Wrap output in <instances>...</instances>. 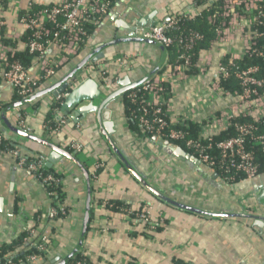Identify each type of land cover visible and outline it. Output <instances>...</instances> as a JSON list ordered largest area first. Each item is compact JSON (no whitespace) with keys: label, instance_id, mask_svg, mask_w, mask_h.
Returning a JSON list of instances; mask_svg holds the SVG:
<instances>
[{"label":"crops","instance_id":"crops-1","mask_svg":"<svg viewBox=\"0 0 264 264\" xmlns=\"http://www.w3.org/2000/svg\"><path fill=\"white\" fill-rule=\"evenodd\" d=\"M194 1L116 0L111 12L93 25L85 46L66 55L54 75L40 83L35 92L59 82L95 48L124 36L132 27L146 26L149 21L157 23L179 14ZM59 2L8 1L0 11V18L5 21L3 36L7 38L4 40L15 45V53L25 52L23 37L26 32L18 16L25 12L27 4L46 8ZM245 33L248 35L249 30ZM243 36L230 26L224 29L220 40L215 39L208 49L200 52L198 61L203 71L185 77L173 88L172 117L183 115L200 96L209 95L211 99L207 98L204 108L194 115L195 122L208 118L235 100L215 98L211 86L216 66L224 57H242ZM103 54L102 59L87 66L82 77L93 80L104 94L117 90L121 82L141 80L159 64L162 56L155 46L128 42L111 46ZM59 57L58 47L51 46L47 60L54 63ZM119 57L127 59V67L116 64L115 59ZM169 59L166 51V64ZM27 65L30 77H37L34 56ZM100 100L93 103L98 105ZM20 101L0 72V115L8 109L4 118L11 127L18 128L22 122L30 135L69 152L84 170L63 156L58 157L51 168L45 167L61 179L59 201L68 212L66 218L52 220L49 211L58 205L56 198L49 196L32 174L19 168L14 156L0 153V248L8 251L4 258H14L24 251L25 238L31 231L35 236L45 235L50 240L47 252L32 264H56L74 249L87 205V182L83 172L86 171L91 182L90 209L79 253H83L90 264H174L175 259L190 264H264V228L258 230L250 218L234 216L241 214L242 209L244 214L264 215V202L259 200L264 189V171L255 181L240 179L228 185L202 163L165 155L153 137L149 140L137 136L128 126L124 95L111 101L101 111L100 118L97 112H84L77 121L72 119L75 109L65 114L54 108L56 97L53 94L23 104ZM103 123L110 130L107 137L101 133ZM56 127L58 129L54 130ZM0 132L10 138L8 141L23 157L47 161L51 153L49 148L14 134L1 118ZM107 138L126 156L137 174L161 194L187 207L231 216H206L159 200L127 169ZM76 142L81 146L79 154L70 150L71 144ZM96 164L102 167L96 170ZM108 202L125 203L133 213L151 207L152 227H159L158 230L147 228L132 216L108 207Z\"/></svg>","mask_w":264,"mask_h":264},{"label":"built area","instance_id":"built-area-1","mask_svg":"<svg viewBox=\"0 0 264 264\" xmlns=\"http://www.w3.org/2000/svg\"><path fill=\"white\" fill-rule=\"evenodd\" d=\"M8 1L11 0H0V11L5 8ZM215 1L217 0H205V4L201 5H197L194 1L181 13L170 16L168 21L154 23L150 28L134 29L135 37L157 42L166 49L175 47L177 57L174 65L165 64L163 70L152 80L129 90L125 99L128 104L135 107V109H131L130 116L138 122L143 132L150 133L153 138L159 139L161 142H172L171 144L184 142L187 148L193 150L199 163L206 165L214 172L218 171L223 174L226 180H231L233 173L240 174L243 179L252 180L259 175L260 167L254 154L247 149L245 137L249 136L251 144L258 146L264 153V134L254 137L253 127L246 124H232V120L237 116L249 117L254 121L264 117V79L257 77L259 71L257 67L252 66L245 69L234 67V78L240 85V92L231 95L224 92L219 85L221 79L230 76L227 66L219 62L211 86L213 96L235 100L208 118L195 122L194 115L204 108L207 98L211 99L209 95L200 96L183 115L172 117L171 95L173 88L178 86L185 77H193L203 69L201 70L199 67L198 58L197 62L193 64L196 72L188 73L193 66L191 56L185 54L191 49L192 42L198 36L192 34L188 40H184L172 38L168 33L179 29V22L193 19L202 9L212 5ZM220 2V15L229 20L226 28L234 26L240 34L244 35L242 38L243 55L258 53L254 46L258 38L264 37V34L258 31L259 26L264 27V0H220ZM33 7L32 3H28L24 9L25 12L18 16V21L25 32L30 34L25 42V50L36 59L38 75L35 78L30 77L28 67L13 59L14 45L3 43L2 40L7 37L3 36L5 21L0 18V72L7 86L19 99L31 96L40 83L54 75L66 55L73 54L85 46L89 35L83 28L84 23L92 19L93 25H96L102 16L111 12L113 5L108 0H60L51 8H41L30 15L28 12L34 10ZM47 24L56 26L57 30L51 33ZM246 29L249 30L248 35L245 33ZM223 34L224 30H218L216 40H220ZM53 45L58 47L60 57L56 62L51 63L47 60V51ZM241 58L230 56V60ZM115 62L122 68L128 65L127 59L121 57L115 59ZM113 83L115 85V82ZM164 83L170 85L169 96L162 86ZM69 91L66 89L61 92L56 97V104L61 105ZM167 120L172 126L179 127V129L169 128ZM191 124H198L196 139L186 138V129H189ZM59 126L60 124L57 127ZM57 127L54 130H57ZM18 128L25 133L30 132L22 122H19ZM228 129H233V136L212 140L214 136H219ZM5 140L0 132V153L14 156L19 168L32 174L46 188L49 196L57 198L56 191L61 185L59 176L42 171L43 160H29L23 157L17 148H2ZM70 150L79 154L81 146L77 142L73 143ZM101 167V164H96L95 169L98 170ZM261 169L264 170V163ZM120 211L132 216L139 223L152 226L151 207L149 206L137 213H133L129 208H121ZM67 215L68 212L62 205L54 206L49 211V218L52 220L66 218ZM158 219L161 220L160 214ZM149 228L152 229V227ZM25 243L26 250L34 249V252L26 255L23 264L35 263L50 246L47 236H35L33 231L27 235ZM81 255L86 258L83 253ZM0 264L12 263L10 259H7Z\"/></svg>","mask_w":264,"mask_h":264},{"label":"water","instance_id":"water-1","mask_svg":"<svg viewBox=\"0 0 264 264\" xmlns=\"http://www.w3.org/2000/svg\"><path fill=\"white\" fill-rule=\"evenodd\" d=\"M168 19H169V17L163 21H168ZM153 25H154V21H151V22L149 21V23L146 26L141 25V26L132 27L131 29L127 30V32L124 36H119L118 38L95 48L94 50H92L91 53H89L85 58H83L59 82H57L56 84H54L50 87H47L43 90L37 91L27 98L21 99L20 104L27 103L30 101H34L35 99L42 97L44 95H47L49 93L53 94V96L57 97L61 92H63L66 89H69L70 91H69L68 96L64 99L62 104L58 107L59 108L58 110H60L61 112L66 114L69 111L75 109V112H74L73 118H72V119H74V121H77L79 119L80 114H85L87 112H97V114L99 116L98 118H100L101 111L106 109V107L108 106V104L111 101H113L118 96L123 95L124 93L128 92L129 90L134 89L140 85H143V84L149 82L156 75H158L162 71V69L164 68V66L167 62L166 61V51H167L166 48L157 42L147 40V39H143V38H138V37H135L133 35L134 29H136V28H150ZM126 42H128V43H143V44L152 45V46L157 47L161 51V55H162L161 60H160L159 64L147 76H145L141 80H138L134 83H128L125 81L121 82L119 84L117 90L110 92V93H108L105 90L106 94H104V92L102 93L100 91L99 86L93 80H91L88 77L87 78L82 77L83 72L87 66H91L92 63L102 59L104 56L103 52L107 48L114 46V45H118L120 43H126ZM98 69H102V68H98ZM108 86H110V84L107 85V88H109ZM100 98H101V100H100L99 104L95 105L93 103V101L99 100ZM83 102H86V104L83 106H79ZM76 106H77V108H76ZM7 110L8 109H5L2 111L0 118L4 121L5 126L11 132H14V134L19 135V136L26 138L28 140L36 141V142L40 143L41 145H44L45 147H47L51 150V153H50L47 161L44 163V167L51 168L54 161L56 159H58V157L63 156L65 158H67L68 160L72 161L74 164H77L82 170H84L82 165L74 157H72L69 152L59 149L57 146L53 145L52 143H50L46 140H41V139H38V138L30 135L29 133L22 132L17 127L16 128L11 127L4 118ZM101 133L103 135H105L106 137L110 133V130L105 123H103L101 125ZM4 138L6 140H10V138L7 135H5ZM107 140H108L110 146L112 147L113 151L115 152V154L125 164L127 169L134 176H136L138 178V181L145 188H147V190L149 192H151L154 196H156L159 200H161L165 203H168L170 205L176 206L180 209L195 212L198 214H203L206 216L219 217V218H225V217L231 216L229 214L208 213V212H204V211L192 208V207H187V206L180 204V203L168 198L167 196L161 194L159 191L156 190L155 187L151 186L146 180H144L141 176H139L137 174V172L135 171L134 166L127 160L126 156L123 155L119 151V149H117V147H115L113 145L111 140H109L108 138H107ZM152 140L157 142L160 150H162L164 152V154L167 156H172L176 159L187 160L188 162H191V163H199L198 160L194 156L188 154L179 146H175V145H173L167 141H164V142L157 141L156 138H152ZM40 159H42V158H40ZM83 172L85 174L84 176H85V179L87 182V184H86L87 185V205L85 208V214H84L83 221H82L81 234H80L79 240H78L76 246L74 247V249L67 256L62 258L61 260H57L58 262L56 264H67L72 258H74V256L80 251V248L82 246L83 240H84L85 235H86V230H87L88 220H89L91 182H90L89 176L86 173V171H83ZM258 178H259V176L255 177L253 180L255 181ZM259 200L264 202V189H262V191L260 193ZM243 210L244 209L241 210V212H240L241 214H235L234 216L250 218L252 220L253 226L255 228H257L258 230H262L264 228V215H262L261 213L260 214L256 213L255 215L254 214H244ZM25 246H26V243H25Z\"/></svg>","mask_w":264,"mask_h":264},{"label":"trees","instance_id":"trees-1","mask_svg":"<svg viewBox=\"0 0 264 264\" xmlns=\"http://www.w3.org/2000/svg\"><path fill=\"white\" fill-rule=\"evenodd\" d=\"M108 1H110L111 5H113L116 0H108ZM195 3L197 5L205 4V0H195ZM220 6H221L220 0L215 1L212 5H208V7L206 6L204 9H202L198 14L194 16L193 19H189V20L186 19V20H182L181 22H179V29L172 30L168 33V35L171 36L172 38H182L184 40H188L192 34L198 36V38L194 39V41L192 42L191 49H189L185 53L191 56L192 66L193 64L197 62L200 52L208 49L210 44L216 39L217 31L218 30L222 31L226 28L227 22L229 20L220 15L221 13ZM33 8L34 10H32L31 12H28L30 15H32L33 13L37 12L38 10L44 7L34 6ZM47 8H51V7H47ZM47 27L50 28L51 33L57 30L56 26L52 24H47ZM83 28L86 31V33L89 35L93 29L92 19H89L87 22H85ZM258 31L259 33L264 34V27L259 26ZM29 36H30L29 32H26V34L23 37L24 42H26V39ZM2 41L4 44H12V46L14 45L13 43L6 42L5 40H2ZM255 42H256V45L254 47L257 49L258 53L245 54L242 56L241 59H237V60H230V56H226L222 59L221 63L227 66L228 71L230 73V76L228 78L221 79L219 82V85L224 92H228L231 95H233L234 93L240 92V85L238 81L234 78V67H237L238 69H245L248 67L255 66L259 70L257 77L264 79V37L258 38ZM167 52L170 57L168 64L174 65L176 57H177L176 48L175 47L167 48ZM31 56L32 55H29L27 51L25 50V52L23 53L16 52L13 56V59L17 60L22 65L27 67L28 66L27 63L31 59ZM192 72L193 73L196 72V69L194 66L192 67L190 71H188V73H192ZM162 86L166 94H168L170 90V85L167 83H164ZM127 93L128 92L123 94L124 102L126 106L125 112H126L127 124L137 136H142L150 140L152 138V135L150 133L143 132L138 122L130 116L131 109H135V107L132 104H128L126 102L125 96ZM167 96H169V94ZM59 106H60L59 104H55L54 108H58ZM167 123L169 125V128L179 129V127L172 126L169 121ZM235 123L246 124V125H250L251 127H253L252 134L254 135V137L264 134V117L260 118V120L258 121H254L253 119L249 117L237 116L236 118L232 120V124H235ZM186 131H187L186 138L196 139L197 132H198V124H191L189 126V129H186ZM233 135H234L233 129H228L225 132H222L219 136H214L212 140L214 141L221 140V139L233 136ZM173 144L178 145L185 152L196 157V155L193 153V150L190 148H187L184 142L182 141L173 142ZM245 144H246L247 149L254 154L257 164L260 167L259 172L260 173L263 172L264 170L261 169V167L264 163V153L260 150L258 146H253L251 144V138L249 136L245 137ZM4 147L9 148V149L14 148L13 145L8 140H5L3 142L2 148ZM29 160H32V159H29ZM42 171L50 172L46 170L45 167L42 168ZM216 173L219 175L221 180H223L228 185H233L240 179H243L240 174H236L233 172H232L233 178L231 180H226L224 178V175L220 174L218 171H216ZM58 190L56 191L57 192L56 196L58 197L56 198V202L58 203V205H60ZM110 204L111 203L108 202L107 206L115 210H120L121 208H128L127 205H124L125 203L124 204L118 203L119 205L116 203H112L111 205ZM58 205L56 204L55 206H58ZM145 226L147 228L152 227L150 226V224L145 225ZM158 228L159 227H152V229L154 230H158ZM6 249L7 248H0V263H3L7 260L6 258H4V255H6V253L8 252ZM33 252H34V249H28V250L25 249L24 251L16 255L14 258H10V261L12 264H17L18 262L24 263V259L26 255L31 254ZM173 262L174 264H190L185 261H180L179 259H175ZM67 264H90V262L88 261L87 258L82 257L81 253L78 252L74 256V258H72Z\"/></svg>","mask_w":264,"mask_h":264}]
</instances>
